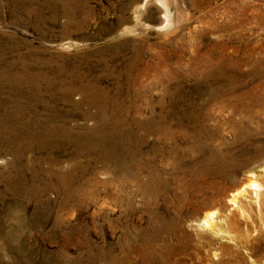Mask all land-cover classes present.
<instances>
[{
  "label": "rangeland",
  "instance_id": "obj_1",
  "mask_svg": "<svg viewBox=\"0 0 264 264\" xmlns=\"http://www.w3.org/2000/svg\"><path fill=\"white\" fill-rule=\"evenodd\" d=\"M166 3L167 12L158 0H0V264H264V152L224 183L219 203L185 197L184 181L168 178L169 190L145 206L136 180L87 147L109 128L95 96L65 90L92 83L121 102L119 126L145 132L142 157L160 114L175 133L161 145L185 146L184 133L206 126L228 137L229 101L250 103L252 126L264 131V0ZM5 72L23 75L8 89L20 95H7ZM71 168L84 171L75 175L84 197L65 201L62 188L40 184L57 183L49 170ZM249 169L258 196L248 191L231 204ZM210 208L217 214L206 227L200 219ZM158 216L178 220L163 230Z\"/></svg>",
  "mask_w": 264,
  "mask_h": 264
},
{
  "label": "bare ground",
  "instance_id": "obj_2",
  "mask_svg": "<svg viewBox=\"0 0 264 264\" xmlns=\"http://www.w3.org/2000/svg\"><path fill=\"white\" fill-rule=\"evenodd\" d=\"M146 1L147 0H143V3H145ZM158 1H160L163 4V6L165 7L166 12H167L168 7H167L166 0H158ZM66 5H68V4H66ZM69 17H70V15H69ZM162 17H166V14L164 13L162 15ZM167 20L168 19L166 18L162 24L158 25V28L160 27V28H162L161 30H163V27H166V24H168ZM3 74H4V72L2 73V75ZM5 75H6V85L8 87H4V88L7 91V95L9 97H11L12 95H20L17 90H16V93L13 94V92L8 90V89H9V87L11 88V90L17 89L16 87L19 86L21 79L23 78V75L19 73L17 75L12 76V77H8L6 72H5ZM36 78H41V73H37ZM235 87H236V85H235ZM96 89L97 88L92 83H85L84 85L80 84L76 87L70 86V85L65 86V90L68 92H72L74 90H82L84 92V95L90 94L91 96H95V100L91 99V102H93V104L95 103L96 106H98L99 111L101 112L102 116L104 117V119H103L104 125H106L109 128L108 129L105 128L106 130H100L99 129L97 133L94 132L92 138H89V140L87 142V147H89L92 150L97 151L96 159H101L104 162H110V163H113L114 165H116L118 167L116 169V173H118V175L123 176V177L124 176L125 177H129V176L131 177L132 176L133 178H135V179H133V178L132 179L130 178V179L133 181L136 180L135 181L136 187L138 186V191H139V192L138 191L137 192L138 193L141 192L142 195L148 196L147 199L145 197V199H146V201L144 202L145 206L150 205L152 203H155L156 200L158 199V197L161 195V193L169 190L170 181L168 178H171V180L173 179L175 182L176 181L177 182L178 181H184V182H182L184 184V188L182 189L181 192L185 197L189 193V194L196 195L197 199L200 197L202 199H208L209 201H212L213 205L215 203H219L220 199H221L220 195L224 193V190H226L224 183L225 182L231 183L233 181L234 175L237 173V171L240 169V167H243L244 165L246 166L247 164L251 163L255 159L257 160V158L261 154H263V152H264V140H263L264 131L260 130L259 127H257V126H252V122H255L254 119H252V118H253V116L255 117V115L250 117L251 113H252L251 112L252 109H250V106H249L250 103H249L248 107L245 105L239 107L238 104H234V103L232 104L229 101L230 103L228 102L227 104L230 107L229 109L232 112L231 115H236V116L234 119L229 120V124H228L229 135H228V137L224 136L223 135L224 133L223 134H221V133L219 134L218 132L213 133L206 126L204 128H200V127L197 128L196 127L197 129L194 130L193 132L191 131V133H189V134L184 133L185 143H186L185 146H179V144H175V145H168V144L167 145H161L159 143L156 144V142H158V141H164V143H166L167 141L171 142V140H169L170 138L175 139V133L174 132L172 133L170 131V128L172 126L170 128H168V125L166 126L165 123H163L164 121L161 118L162 114H160L159 116H153V118H152L153 122H151V126L149 125L150 126L149 128L151 129L150 132H152L154 134V139H155L154 144L151 146V150H150L149 154H147L145 157H142V148L138 145V143L144 141L145 137L143 138V136H144L145 132H142L141 135H143V136H141V135L138 136L136 134L131 133L130 131H126L125 128L120 127L119 125H123V122H122L123 119L120 115V114H122V112L124 110L123 104L121 102L117 101L116 99L107 98L108 96H107L105 91L101 90L102 92L101 91L98 92ZM1 91H3V87L0 88V92ZM8 91H9L10 95L8 94ZM211 91H213V90H211ZM215 92H216V90H215ZM214 94L215 93H212V95H214ZM97 99H99V100H97ZM229 104H231V105H229ZM225 106H227V105L225 104ZM222 107H220V108H222ZM224 108H226V107H224ZM18 109H20V108H18ZM221 111H223V110H221ZM255 113H256V111H255ZM109 114L112 115L111 118H107V117H109V116H107ZM110 119L113 120L111 125H109V123H108V121ZM161 121H162V123H161ZM257 122L259 123V120ZM192 124H194V123H192ZM203 124H202V126H203ZM210 128H211V125H210ZM226 131H228V130L226 129ZM180 133H182V131ZM261 135H263V136H261ZM1 137L2 136H0V138ZM261 138H262V141H261ZM3 141L5 142V139ZM8 141H6V142H8ZM133 143H134V145H133ZM172 143H173V141H172ZM132 166L134 167V172H130V170H129L130 167H132ZM21 169H23V171H25L26 169H27L26 171L30 170V173L35 175V177L36 176L39 177L40 173H42L39 171H32L33 167L31 165H27L26 168H21ZM168 171L170 172V177L167 176ZM83 172L84 171L82 168L81 169L80 168H75V169L71 168L68 170H63V171H58V172L54 171V170H49L48 175L46 174L47 177L52 178V179L55 177L57 183L52 184L49 182L50 180L46 179V181H43L40 184H43V186H45V187L52 185L53 187L62 188L64 195H65V201L72 199V198H76V197L82 198L85 195V192H83L84 187H83V185H81L80 183L77 182V177L75 175L77 173H80L82 175ZM142 173H145L144 174L145 180L139 181L138 180L139 174H142ZM17 174L23 175V172L21 170H19L17 172ZM164 174H166V176ZM46 175L44 178H46ZM44 178H42V179H44ZM141 178H142V176H141ZM125 179H127V178H125ZM130 179H129V181H130ZM245 180L246 181L243 183L241 182V184L238 187L236 186L237 189H235L234 191H232L230 193L229 202L231 204H237V202H240L239 198L241 196H244L248 191L253 192L255 194V196H258L259 190L261 189L262 185L260 184V182H258L257 176H256L254 170H252V169L247 170V176H246ZM104 183H105V181L103 182V184ZM106 183L108 184V180ZM131 183H133V182H131ZM107 184H105V185H107ZM104 187H106V186H104ZM37 189H38V191L40 190V192L42 191L39 188H37ZM23 191L24 192L26 191L25 187H24ZM194 198H195V196H194ZM167 200H169V199H167ZM116 201H119V199H116ZM172 201H173V199H172ZM177 201H178V199H177ZM175 203H176V201H175ZM210 204H211V202H210ZM208 205H209V203H208ZM237 206H238V204H237ZM204 207H207V206H204ZM239 207H240V205H239ZM185 209H187V208H185ZM210 209L211 210L205 211L203 213V217L200 219L201 225H204L206 227L213 226V224H214L213 218L217 214V211L212 210V208H210ZM178 216H180V215L178 214ZM158 217H159V224L157 226H159V228H161V229L163 228V230H164V228H166L169 225L176 224L177 218H173V216H172V219L170 221H168V219H166L164 217H161V216H158ZM169 218H170V216H169ZM153 224L154 223H152V225Z\"/></svg>",
  "mask_w": 264,
  "mask_h": 264
}]
</instances>
